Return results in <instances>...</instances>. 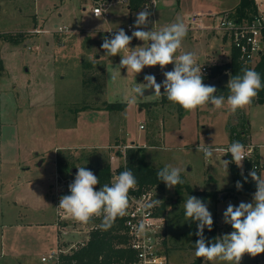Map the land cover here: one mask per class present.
I'll list each match as a JSON object with an SVG mask.
<instances>
[{
	"label": "rangeland",
	"instance_id": "1",
	"mask_svg": "<svg viewBox=\"0 0 264 264\" xmlns=\"http://www.w3.org/2000/svg\"><path fill=\"white\" fill-rule=\"evenodd\" d=\"M98 1L104 0H0V33H7L13 37L17 32L32 30L37 26L51 30L55 26L80 25L97 39L96 47L90 48L82 44L77 52H68L70 62L67 66L64 67L56 60L53 79L46 82V86L41 89L44 103H33L25 107L26 103L15 94L14 86L34 76L33 71L27 73L25 70L31 68L28 56L35 53L34 47L38 40H49L51 44L56 45L62 40L63 35L57 32L44 34L27 31L28 36L19 44H13L0 37V150H3L1 149L3 145L8 154H15V162L8 170L9 174H6L10 177V183H3L0 192V223H10L13 219L43 222L47 217L55 218V207L53 213L50 191L54 193L55 188L56 146L62 143L69 144L58 150L57 154L71 155L72 159H79L74 161L76 167L86 163L96 166L109 163L113 173L124 164L125 149L129 145L134 148L138 144L142 147L143 158L148 165L157 168L171 165L181 169L180 175L184 181L182 185L168 188L164 183L163 187L158 189L166 208L165 230L168 246L166 253L168 261L172 264H197L193 262L195 251L187 246L191 230L196 223L186 220L184 200L188 195L203 200V191H214L216 193L214 196H205L203 201L207 204L212 217L216 219L220 229L218 237H221L232 231L228 224L223 222V212L228 204L238 206L242 201L251 202L252 195L227 194V190L233 187L229 169L226 171L223 165V160H229L228 154L217 152L206 160L203 152H197L196 149L204 143L212 144L214 148L226 149L233 141L230 137V128L239 118H243L246 120V140L256 146L251 159H257L259 174L264 177V103H252L234 114L229 111L227 104L221 109L205 105L194 111H184L178 116L175 104L161 102V98L158 99L152 94L144 96L141 101L137 100L135 104H130L125 111H113L107 121L109 125L99 127L97 123L100 119L89 115H93L92 110L95 111V108L102 107L103 104L101 100L104 96L102 93L105 78H102L101 70L109 68L112 90L122 93L117 95V98L127 100L131 89L137 83H146L143 78L146 69L161 81L165 78L163 72L173 70L174 65L169 64L163 70L159 65L145 67L136 75L131 70L127 72L126 68H120L121 56L127 53L122 51L121 56L106 55V51L101 47L104 38L107 37L106 31L111 29L116 33L119 29H125L127 24L134 25L139 11L149 5L147 3L141 10L129 13L123 3L106 4L109 16L103 19L90 12L91 7ZM199 2H203L204 6H200ZM255 2L264 22V0ZM154 4L155 19L152 21L149 17L150 23L143 30L152 28L159 30L175 21L177 16L182 17L188 27L182 47L175 54L177 57L184 52H194L197 64L209 65L208 71L211 64L227 59L231 42L228 38L223 40L222 34L214 30L220 18V13L216 12L234 6L236 2L158 0ZM211 4L215 5L214 10L208 9ZM133 30L135 29L132 28ZM132 31L125 32L131 35ZM69 32L65 35L68 36L66 41H72L73 33ZM84 38V41L87 40ZM143 44V41L133 38L129 47L134 49L142 47ZM28 46L33 52L27 49ZM55 51L57 50L54 49ZM89 71L101 84L97 91L82 85L84 73ZM12 73L19 76L15 74L11 77ZM47 89H52L55 93L52 98L56 99L54 105L45 103L47 98L49 99V96L45 97ZM19 104L20 107L27 109L21 113L16 112L15 108ZM149 105L151 108H148ZM2 123L5 125L1 128ZM101 124L103 120L100 121ZM140 124L143 125L142 128L139 127ZM105 138L107 143L98 145L105 142ZM8 141L11 142L10 146L6 144ZM11 146L14 148H10ZM26 153L28 158L23 160L22 157ZM5 162L1 161L2 164ZM238 169L242 171L243 165ZM12 171L15 172V177ZM28 182L32 184H27ZM187 187L195 193L190 194ZM12 200H16V203L14 204ZM36 226L6 228L5 247L13 242V250L28 252L33 255L31 258L40 261L43 239L35 237L43 236L40 232L43 228L39 229L38 226L37 230ZM259 257L260 255L256 256L257 261ZM254 261L255 257L245 254L240 264H254ZM0 264L18 262L12 258L2 257ZM200 264L208 262L202 259ZM211 264L226 262L217 260Z\"/></svg>",
	"mask_w": 264,
	"mask_h": 264
},
{
	"label": "clouds",
	"instance_id": "2",
	"mask_svg": "<svg viewBox=\"0 0 264 264\" xmlns=\"http://www.w3.org/2000/svg\"><path fill=\"white\" fill-rule=\"evenodd\" d=\"M151 12L145 8L139 11L131 35L119 29L111 39L105 37L101 47L109 57L126 52L121 56L120 68L131 70L135 75L142 72L145 67L159 65L163 70L165 66L173 64L171 71H164L165 79L157 83L154 75H145L146 83L136 84L127 97V103L135 104L144 97V89H154V96H165L173 104L179 105L185 111H194L199 107L211 105L214 109H221L227 104L229 111L235 113L252 104L259 90L264 88L261 76L254 69L242 68L241 74L232 76L226 85L228 95H217V88L203 83L202 68L197 64L194 52H184L178 57L175 55L182 47L187 36L188 27L182 17L177 16L175 21L161 27L159 30H143L150 23ZM110 31V30H109ZM133 38L143 41L142 47L130 49ZM161 88L164 89L163 94ZM197 152H203L204 158L210 159L217 152L230 153L231 160H223L227 171L229 164L235 163L242 168L245 159V146L240 141H233L226 149L214 148L212 144L199 145ZM78 171L74 181L69 184L70 195L60 198L59 206L66 214L77 222L88 224L93 218H101V230H109L115 220L128 215L130 204L129 192L137 187V179L131 169L125 167L114 178V182L104 184L98 191L95 186L100 183L98 177L84 167H77ZM181 169L165 165L157 172V177L168 188L182 185ZM243 175V174H242ZM248 176L255 182L256 190L252 194L251 202H240L238 206L228 204L223 212V222L231 225L232 231L208 242L204 230H212L213 217L207 204L196 196L188 195L183 202L184 215L187 221L195 222L197 231L195 235V256L203 258L208 264L214 261L226 264H240L245 254L256 257L264 253V177L255 166ZM245 182L247 177H244ZM237 190L243 185L240 181L235 184ZM161 201L155 200L146 205L151 208ZM145 225L141 223L138 231L143 232Z\"/></svg>",
	"mask_w": 264,
	"mask_h": 264
},
{
	"label": "trees",
	"instance_id": "3",
	"mask_svg": "<svg viewBox=\"0 0 264 264\" xmlns=\"http://www.w3.org/2000/svg\"><path fill=\"white\" fill-rule=\"evenodd\" d=\"M127 7L130 11L137 12L141 10L149 0H125ZM229 14L235 17L240 21H251L254 16L257 14V5L254 0H239L238 3L229 11ZM28 36L27 31H20L15 33V36H8L7 33H0V37L4 40L12 42L13 44L21 43ZM224 39V37H223ZM1 67V61H0ZM242 68L254 69L261 76L262 83H264V46L261 53L258 55L257 59L252 63H243L238 58V53L235 48L231 47L229 60L220 65H212L210 71L203 74V83L206 85H213L212 81L225 71L228 72V75L232 76L236 74H241ZM97 70H95L96 72ZM92 72L84 73L85 77L82 81L83 87H91L94 91H97L101 84L97 82ZM102 78H104V71L101 70ZM230 78V76H229ZM226 85H213L217 88V95H224L227 97L228 90ZM161 102H169L165 96H161ZM252 103H264V88L259 90L257 97L253 100ZM125 106V103L113 102V103H104V109L114 110L119 109ZM176 111L178 116L182 115L185 111L179 105H176ZM236 125H232L230 128V137L233 141H240L245 145L248 141L246 140V120L239 118ZM232 141V142H233ZM231 142V143H232ZM229 143V144H231ZM125 161L124 164L117 168V172L120 173L125 170V167L131 169L133 174L137 179V186L145 187H155L156 189H161L164 185V182H161L157 177V172L162 168H157L148 165L144 158L142 147L134 146L127 147L124 151ZM86 160L87 158H82ZM75 160L72 159L71 155H60L56 154L55 163H56V172L61 178H69L73 175L74 168L77 169L75 165ZM230 160V159H229ZM253 163H257V159L245 161L243 164L244 169L251 168ZM86 167L88 170H91L99 179L100 183L95 186V190H99L104 184H109L112 169L109 163H103L101 165H91L86 163V165H81L79 167ZM230 175L233 180V187L227 190V194H245L251 196L255 190V182L252 181L251 177L248 176L244 170L240 171L235 163H231L228 166ZM78 170V169H77ZM258 171V170H257ZM259 173V171H258ZM243 174V175H242ZM244 177H247L245 182ZM237 181H240L243 185L241 190H237L235 184ZM187 190L190 194L195 193L192 189L187 187ZM203 200L205 196H214L216 193L214 191H203ZM62 195H70V193H62ZM164 208V203L161 205V209ZM123 217H118L113 223L112 227L107 230H101L99 225L101 220H97L98 227L90 231V236L85 245L78 247L77 249L71 251L67 254L59 255L60 264H119L122 259L126 261L131 260L133 253L127 248H119L116 246L117 243L124 240V236L118 233V230L122 228ZM213 226L212 230L209 231L207 228L204 230V236L208 242H211L214 238L219 236L220 229L217 225L216 219L213 217ZM228 228L233 230L231 225H228ZM197 231V225H194L191 230V238L188 243V248L195 251V241L198 237L195 235ZM203 258H198L195 256L194 263L200 264ZM264 264V263H263Z\"/></svg>",
	"mask_w": 264,
	"mask_h": 264
},
{
	"label": "built area",
	"instance_id": "4",
	"mask_svg": "<svg viewBox=\"0 0 264 264\" xmlns=\"http://www.w3.org/2000/svg\"><path fill=\"white\" fill-rule=\"evenodd\" d=\"M105 6L106 5L104 3L96 4L91 9L92 14L94 16L107 19L109 14ZM130 26V24H127L125 29L123 30L131 32L132 27ZM214 30L220 32L222 34V37H224L225 39L228 38L230 40L231 47L236 49L238 58L243 63L254 62L263 49L264 22L262 20V16L258 13V10L257 14L251 21H240L231 16L229 13H222L220 14L219 21L214 27ZM52 31L58 33L67 32L68 28L65 26H55ZM30 32L48 33L49 31L47 29L34 28ZM114 34V30L108 29L106 31V36L110 39ZM201 68L202 73L205 74L208 72L205 66H201ZM149 74L154 75L157 81L156 75L150 73L147 70H145V72L143 73V78L145 77V75ZM139 127L142 128L143 125H139ZM244 146L246 152L245 159L243 160L242 165L245 161L251 160V157L253 156L255 151V146L249 142H247ZM129 147H131V145H129ZM228 157L230 160L232 159L230 153H228ZM253 166H255L256 170H258L259 166L257 163H253L251 168H243V170L246 173H249ZM76 173H73V175L69 178L59 177V179H56L54 190L58 234H60V237L76 236V238L61 240L55 248L51 249L48 253L40 257V261L42 263L60 264L59 255L70 253L78 247L85 245V243L89 239L90 231L98 227L96 221L101 220V218H93V220L88 224H83L77 222L70 215L66 214L62 209L57 208L59 206L60 198L63 196L62 193H70L68 186L71 182L74 181ZM118 175L119 173L117 171H113L109 181V185L114 182V178ZM129 197L130 204L128 208V215L123 217L122 228L118 230V233L123 235L125 238L123 241L117 243L116 246L119 248H127L131 250L133 256L129 261L122 259L119 264H170L166 253V208L164 205V208L161 209L163 200L160 197L158 189H156L155 187L137 186L134 190H130ZM156 199L161 202L151 208L146 207V205L150 204ZM70 220L75 224L68 222ZM141 223L145 225V229L143 232L138 231V227ZM78 235H81V238L78 239ZM263 263L264 253L260 254L259 257V264Z\"/></svg>",
	"mask_w": 264,
	"mask_h": 264
},
{
	"label": "crops",
	"instance_id": "5",
	"mask_svg": "<svg viewBox=\"0 0 264 264\" xmlns=\"http://www.w3.org/2000/svg\"><path fill=\"white\" fill-rule=\"evenodd\" d=\"M157 1L158 0H149V2H148L149 6L146 7L147 10H150V12H151L150 18L152 19V21H154L155 15H156V13L153 10V6L155 5L154 3H157ZM237 1H239V0H233V2L234 3L236 2V4L238 3ZM116 2L123 3V5L125 6V9H127V11L129 13L132 12L128 9L125 1L121 2L119 0H104V1L96 2L95 5L98 3H102V4L104 3L106 5V4H113ZM162 4H165V3L162 2ZM199 5L203 7L204 3L199 2ZM234 6H230L229 8H226L224 10H218L216 13L219 12L220 14H222L223 12L229 11L230 9H232ZM214 8H215V5L211 4V6L208 9L214 10ZM91 9H92V7H91ZM91 9H90V12H91ZM91 14H92V12H91ZM63 26L67 27L68 31L67 32H61V35H63V37H62V40H60L58 42V44L53 45V44H51L52 42L49 40H45V41L38 40L37 45L34 47L35 53L33 55L30 54L28 56V59H29L28 63H30L31 68H29V69L26 68L25 70L27 73L29 71H31V72L33 71L34 76L33 77L31 76L29 79H27V81L22 82V83L14 86L15 94L17 95V97H20L21 101H24L26 103L25 107L26 106L29 107L33 103L34 104H39V103L43 104L44 103V101L42 99V98H44V94L41 93V89H42V87L46 86L45 85L46 82L53 79V70L56 69V65H55L56 60H58V62H60V64L65 67L70 62L69 56L67 55L68 52H70V53L71 52H77L78 49H80V46H82V44H84L85 46L88 45V47H90V48L96 47V45H97V39H95L94 35H90L91 34L90 31L86 30V28H83L80 25L79 26L78 25H76V26L63 25ZM38 27L39 26L34 27V28H38ZM40 29H42V28H40ZM43 29H45V28H43ZM52 30H53V28L51 30L48 29V31H49L48 33L54 32ZM23 31L30 32L31 29L30 30L25 29ZM69 31H71V34L73 33L72 41H66L67 40L66 38L68 36L65 37V35H67V33ZM44 34H47V33H44ZM69 34H70V32H69ZM84 36H87L88 38H84ZM83 38L87 39V40L84 41ZM223 40H225V39H223ZM28 47H27V49L31 50L30 52H33L32 48L30 46H28ZM54 49H56L57 51L54 52ZM10 50H11V52L13 51L12 49H10ZM54 54H55V56H53ZM229 57H230V52H229L226 60L216 61L215 63L217 65L223 64L229 60ZM72 60H74V59H72ZM215 63H213L211 65H215ZM201 66H205L206 69L208 70L209 65L208 66L207 65H201ZM108 69H109L108 67L104 68V72H105V77H104L105 79L104 80H105V82H104V88H103V93H102L104 96H103V99L101 100L103 103L102 107L95 108V111L92 110V112H91L93 115H91V114L89 115L90 117L95 116L94 118L100 119V121L103 120V124H101V125H100V121H98L97 124L99 125V127L100 126L106 127L105 125H107V126L109 125L107 123V121H108L109 117L112 116L111 113H113V111H125L127 109V107L130 105L129 103H127V100H123L122 98L121 99L117 98V95H120V94L122 95V93L117 92V91L115 92L114 90H112L111 85H110L109 75H108ZM14 72H17V71H14ZM15 74L17 76H19V74H17V73H12L11 77ZM36 74H38V76ZM61 78H63V76H61ZM38 79L40 81H38ZM164 79H162L161 81L157 80V82H162ZM53 95L55 96L54 91L52 89H47L45 97L47 98V96H49V99L47 98V100L45 101L46 104H50V105L53 104L54 105V102H56V99L52 100ZM50 96H52V97L50 98ZM157 98L160 99L161 96H159ZM142 99H138V100L141 101ZM113 102L125 103V106L122 108H119V109H114V110H109V111L103 108L104 103H113ZM152 102H154V101H152ZM25 107H20V104H19L16 106L15 111L18 113L24 112L27 109ZM148 108H151V105H149ZM97 124H96V126H97ZM4 125L5 124L1 125V128L4 127ZM140 125H142V124H140ZM105 137H106V135H105ZM130 142H132V141H130ZM105 143H107L106 138H105V142H103L102 144H98V145H103ZM6 144H9V146H10L11 142L8 141ZM90 144H94V143H90ZM68 145H69L68 143H66V144L62 143V145L56 146V148H55L56 152L55 153L57 154L58 150H61L62 148L67 147ZM135 146H138V144ZM2 148H3V150H0V192L2 190L3 183H10V177H7L6 174H9L8 170L11 169V166H13V164L15 162L14 161L15 154H8V152L5 150V147L3 145L1 147V149ZM10 148H14V147L11 146ZM4 153H7L8 155H5ZM22 158H23V160H26L28 158V154L27 153L24 154V156ZM2 160H5L6 162L2 164L1 163ZM23 169H26V168H23ZM55 172H56V163H55ZM11 173H13L14 174L13 177H15V172L12 171ZM59 177L60 176H58V174L56 172L55 177H54L55 178V180H54L55 184H56V179H59ZM29 183L32 184L31 182H28L27 184H29ZM51 185L52 184H50V186ZM54 190H55V188H54ZM50 194H51L50 195L51 203H52V207H53L52 211L54 213V207H55L54 206V204H55L54 193L50 191ZM4 197H6V195H4ZM12 202L15 204L16 200H12ZM0 204H1V201H0ZM0 216H1V212H0ZM35 225H37L36 226L37 230H38V226H39V229L43 228L40 230V232L43 236L35 237V239H43V248L40 252L41 253L40 257L42 255H45L44 254L45 252H47V251L49 252L51 249L55 248L61 240H63V239L69 240V239L76 238V236L60 237V234H58V222H57L56 212H55V218H54V216H53V218L47 217L43 222H41V221L40 222L22 221L21 219H20V221H18L17 219H13V221H11L10 223H0V237H1L0 258H2V257L12 258V259L16 260L18 262V264H43L41 261H36L34 258H31L33 255H30L28 252L13 250L14 249L13 242H11L10 244H7V247H5V244H4V238H5L4 237V230L6 228L14 226V228L20 229L22 226L32 227ZM77 238L78 239L81 238V235H78ZM167 248H168V246H167V241H166V249ZM258 262L259 261H257V258L255 257L254 264H258ZM170 264H172V263L170 262Z\"/></svg>",
	"mask_w": 264,
	"mask_h": 264
},
{
	"label": "water",
	"instance_id": "6",
	"mask_svg": "<svg viewBox=\"0 0 264 264\" xmlns=\"http://www.w3.org/2000/svg\"><path fill=\"white\" fill-rule=\"evenodd\" d=\"M228 81H229V75H228V72L226 71L222 73L221 75H219L218 77H216L215 79H213L212 84L213 85H225L228 83ZM157 83H162V82H157ZM163 92H164V89L161 88V93L163 94ZM152 94H154V89H144V96L152 95ZM76 170L77 169L74 168L73 173H76Z\"/></svg>",
	"mask_w": 264,
	"mask_h": 264
}]
</instances>
